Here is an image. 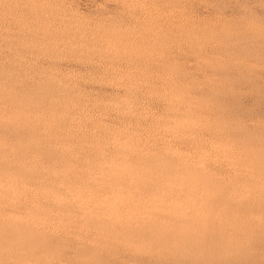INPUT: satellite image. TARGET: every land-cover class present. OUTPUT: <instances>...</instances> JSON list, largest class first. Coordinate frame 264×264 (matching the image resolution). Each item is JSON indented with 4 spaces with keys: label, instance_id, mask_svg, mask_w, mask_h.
<instances>
[{
    "label": "rangeland",
    "instance_id": "obj_1",
    "mask_svg": "<svg viewBox=\"0 0 264 264\" xmlns=\"http://www.w3.org/2000/svg\"><path fill=\"white\" fill-rule=\"evenodd\" d=\"M0 264H264V0H0Z\"/></svg>",
    "mask_w": 264,
    "mask_h": 264
}]
</instances>
